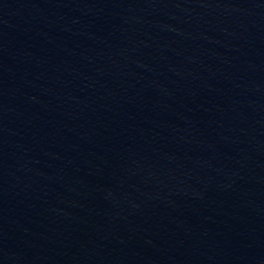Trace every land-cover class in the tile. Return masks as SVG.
<instances>
[{"label":"water","instance_id":"water-1","mask_svg":"<svg viewBox=\"0 0 264 264\" xmlns=\"http://www.w3.org/2000/svg\"><path fill=\"white\" fill-rule=\"evenodd\" d=\"M0 264H264V0H0Z\"/></svg>","mask_w":264,"mask_h":264}]
</instances>
